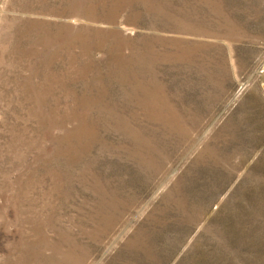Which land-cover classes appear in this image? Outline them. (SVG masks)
<instances>
[{
	"label": "rangeland",
	"instance_id": "1",
	"mask_svg": "<svg viewBox=\"0 0 264 264\" xmlns=\"http://www.w3.org/2000/svg\"><path fill=\"white\" fill-rule=\"evenodd\" d=\"M0 264H264V0H0Z\"/></svg>",
	"mask_w": 264,
	"mask_h": 264
}]
</instances>
